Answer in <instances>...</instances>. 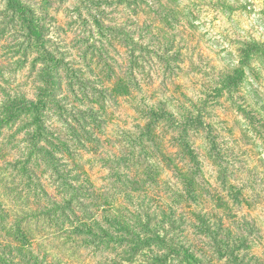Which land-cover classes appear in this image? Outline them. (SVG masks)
I'll return each instance as SVG.
<instances>
[{
	"label": "trees",
	"instance_id": "obj_1",
	"mask_svg": "<svg viewBox=\"0 0 264 264\" xmlns=\"http://www.w3.org/2000/svg\"><path fill=\"white\" fill-rule=\"evenodd\" d=\"M176 14L157 9V44L167 51ZM36 15L27 0H0V264H224L238 255L231 264H260L234 240L245 231L235 221L251 216L245 204L254 212L264 206V177L250 163L229 170L248 152L239 139L230 146L226 136L235 131L215 112L238 97L248 69L264 70V40L242 43L232 71L211 70L221 76L201 87V97L182 90L186 59L176 57L172 67L157 58L168 73L153 95L150 62L132 36L107 27L115 40L124 35L130 75L118 59L88 52L87 71L78 70L47 48ZM204 68L206 76L212 67ZM245 101L236 111L254 123ZM125 112L132 121L124 127L117 119ZM23 116L34 119L21 126ZM219 198L232 202L229 225L213 206ZM253 220L264 236V219ZM169 230L177 232L172 241Z\"/></svg>",
	"mask_w": 264,
	"mask_h": 264
},
{
	"label": "rangeland",
	"instance_id": "obj_2",
	"mask_svg": "<svg viewBox=\"0 0 264 264\" xmlns=\"http://www.w3.org/2000/svg\"><path fill=\"white\" fill-rule=\"evenodd\" d=\"M27 1L43 25L47 48L58 59L65 60L67 64L71 63L70 65L78 70L87 71L86 65L89 62H85V60L82 62L81 59L85 52H88L98 59L104 57L105 62L107 59L109 61L118 59L130 75L134 70V66L130 65L132 52L122 48L120 41L123 40L124 35L121 34L118 40H115L107 27L121 29L124 33L132 36L138 43L137 49L150 62V65H147V70L150 72L148 75L150 94L153 95L158 94L162 89L161 85L166 82L168 73L167 71L164 74L167 66L158 60L160 58L173 60L172 67H177L176 57L186 59L181 68L189 76H185L184 83L181 85L182 90L194 91L191 93L192 95L201 97L198 94L201 87H205L204 89L207 91L208 84L212 85V82L221 76V74H214L211 70H218L222 74L229 69L232 71L234 67L239 66L242 43L251 40H264V0H155V3L152 0H119L122 3H119L118 0ZM175 1L178 2L175 3ZM160 5L177 13L171 20L174 22L173 27L171 26L170 30H167L166 35V40L173 42L171 51H167L163 45L157 44L158 39L161 38L157 30L162 26L157 15ZM129 36L125 35V38L131 40L132 38ZM128 44L130 43H125L126 47H129ZM165 45L167 44L165 43ZM145 51L149 55H146ZM90 55H85V58H89ZM247 62L255 63L253 60H247ZM258 63L261 62L258 61ZM205 66H211L212 69H207V75L203 76L201 72ZM253 68L256 71H252ZM119 71L121 69L118 68ZM247 71L246 80L239 83L241 86L238 97L224 100V111L215 113L218 114L220 120L228 122L231 131H235L233 137L226 136L227 142L232 143L230 146L234 145L233 140L239 139L241 146L248 152L247 157H236V163L229 164V170L237 172L238 163L247 165L250 163L251 166H257L259 174L264 177V70L262 71L260 65L256 64ZM257 74L258 76H256ZM59 79L56 74V80L59 81ZM144 80L146 81L147 78ZM75 86L79 88L81 85ZM86 86L85 92L88 91L90 84L88 83ZM112 86L110 83L105 85L109 89ZM171 89L174 90L172 85ZM50 95L54 96V94ZM240 98L246 99L244 105H251L249 108L244 106L246 109L254 107V123H250L245 114L236 111V105L241 104ZM126 106L129 107L127 102L124 103L125 108H127ZM127 113L121 114L123 116H119L117 119H122L121 126L131 125L132 117ZM43 118L48 119L45 112H43ZM260 118L261 120H259ZM32 119L34 117L23 116L20 119L22 122L20 125L30 123ZM78 119L82 124L83 121ZM70 121L72 125H75L73 119ZM208 174L206 176L210 177L211 175ZM213 206L217 212L224 215L223 220L229 225L233 219L231 215L232 202L219 198ZM242 208L244 209L243 206ZM245 208L244 214L251 216L241 217L235 221L237 227L244 226L242 229L245 231L241 239L234 240V244L240 245L241 248L238 249H242L249 258L257 257L260 264H264V249H262L264 236H259L254 226L249 225L250 222H254L255 216L261 220L264 219V206L255 212V208H251L250 204H245ZM165 234L172 241L177 232L173 235V232L169 230ZM180 240L181 238L176 242L178 243ZM227 242L229 241L224 237L219 241V244L224 247ZM212 246H214L213 243ZM48 247V243H42V248L47 249ZM238 256L229 258L224 264L235 263ZM214 259L216 256L213 257Z\"/></svg>",
	"mask_w": 264,
	"mask_h": 264
}]
</instances>
